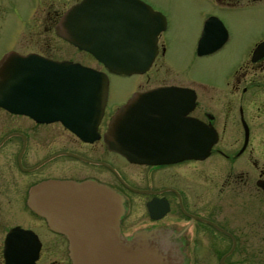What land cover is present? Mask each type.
Segmentation results:
<instances>
[{
  "label": "flooded vegetation",
  "instance_id": "flooded-vegetation-1",
  "mask_svg": "<svg viewBox=\"0 0 264 264\" xmlns=\"http://www.w3.org/2000/svg\"><path fill=\"white\" fill-rule=\"evenodd\" d=\"M198 1L202 9L211 6L214 12L204 15L189 58L228 49V57L239 63L226 72L220 85L206 86L173 69L166 60L173 20L168 11L152 5L162 13L165 27L158 35L151 67L140 73L142 79L124 101L112 98L116 73L80 49L97 61L95 68L106 71L110 81L93 140L81 138L59 120L38 121L0 106V264L10 259L30 264L36 253L30 231L40 242L35 264H72L67 235L53 229L29 203L32 188L53 179L96 182L124 197L122 237L116 242L120 252L135 253L136 245L143 252L147 238L137 241L139 235L157 229V243H169L181 264H264V28L255 29L240 46L233 41L232 28L233 20L250 15L245 9L264 0ZM161 87L182 91L185 108L192 106L190 97L196 95L186 116L204 121L217 132L206 157L148 164L133 162L110 147L106 135L115 112L135 94ZM71 197L55 193V199L45 202H78ZM15 208L22 215L18 222L13 221ZM36 220L38 230L31 226ZM15 227L27 233L11 236Z\"/></svg>",
  "mask_w": 264,
  "mask_h": 264
},
{
  "label": "water",
  "instance_id": "water-1",
  "mask_svg": "<svg viewBox=\"0 0 264 264\" xmlns=\"http://www.w3.org/2000/svg\"><path fill=\"white\" fill-rule=\"evenodd\" d=\"M161 16L145 0H80L61 15L55 32L92 53L108 71L131 75L151 67L158 35L165 27ZM109 84L106 71L79 61L15 50L0 59V106L38 121L59 120L89 141L98 134ZM181 92L161 87L135 94L112 117L106 135L110 147L133 162L148 164L206 157L217 132L204 121L186 116L196 95L190 97L192 106L185 108ZM55 193L71 195L78 202H45L55 199ZM31 201L53 229L67 235L72 264H181L169 243H157V229L139 235L137 241L147 238L143 252L137 245L135 253L116 249L125 202L105 185L47 180L32 188ZM25 231L15 227L10 234ZM28 233L36 243L30 261L35 264L40 242L37 234ZM14 262L10 259L8 264Z\"/></svg>",
  "mask_w": 264,
  "mask_h": 264
},
{
  "label": "rangeland",
  "instance_id": "rangeland-1",
  "mask_svg": "<svg viewBox=\"0 0 264 264\" xmlns=\"http://www.w3.org/2000/svg\"><path fill=\"white\" fill-rule=\"evenodd\" d=\"M78 0H0V58L11 50L22 54L38 52L55 59L79 61L97 66L96 60L87 56L75 45L58 36L55 24L60 15ZM158 10L168 11L173 24L167 33L170 45L167 61L178 72L189 76L206 86L220 85L226 72L238 65V61L228 57V49L219 53L191 60V44L202 27L204 15L214 12L210 7L202 9L198 0H145ZM241 16L232 21L236 45L247 43L255 29L264 28V2L251 5ZM142 79L140 73L131 75L115 74L111 85L114 101H124L136 84ZM17 210V211H16ZM23 211V210H22ZM13 221H20L22 215L18 208L13 210ZM15 214V215H14ZM38 218V216H35ZM32 228L38 230L36 220ZM59 259L61 257L57 256ZM68 255H63L67 258Z\"/></svg>",
  "mask_w": 264,
  "mask_h": 264
}]
</instances>
